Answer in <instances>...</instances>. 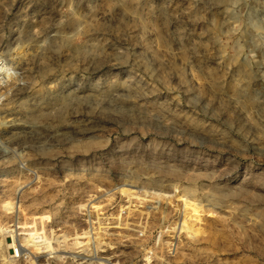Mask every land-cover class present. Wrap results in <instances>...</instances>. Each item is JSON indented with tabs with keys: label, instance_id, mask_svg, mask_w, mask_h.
Segmentation results:
<instances>
[{
	"label": "rangeland",
	"instance_id": "obj_1",
	"mask_svg": "<svg viewBox=\"0 0 264 264\" xmlns=\"http://www.w3.org/2000/svg\"><path fill=\"white\" fill-rule=\"evenodd\" d=\"M0 53V264H264V0H0Z\"/></svg>",
	"mask_w": 264,
	"mask_h": 264
},
{
	"label": "built area",
	"instance_id": "obj_2",
	"mask_svg": "<svg viewBox=\"0 0 264 264\" xmlns=\"http://www.w3.org/2000/svg\"><path fill=\"white\" fill-rule=\"evenodd\" d=\"M8 74V70L5 66V57L0 53V83L3 78H5ZM15 255L19 256L18 251L15 252Z\"/></svg>",
	"mask_w": 264,
	"mask_h": 264
},
{
	"label": "bare ground",
	"instance_id": "obj_3",
	"mask_svg": "<svg viewBox=\"0 0 264 264\" xmlns=\"http://www.w3.org/2000/svg\"><path fill=\"white\" fill-rule=\"evenodd\" d=\"M11 236V238L13 237L12 235H10ZM9 236V237H10ZM40 236H37V235H35V234H31V235H28V236H26L25 238L26 239H32V240H34V239H37V238H39ZM13 242V239H11V242L10 243H12ZM97 257V256H96Z\"/></svg>",
	"mask_w": 264,
	"mask_h": 264
}]
</instances>
